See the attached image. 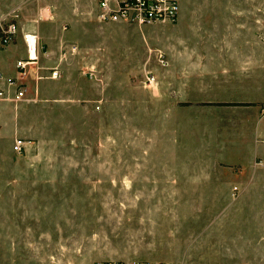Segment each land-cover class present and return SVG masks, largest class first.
<instances>
[{"label": "rangeland", "instance_id": "rangeland-1", "mask_svg": "<svg viewBox=\"0 0 264 264\" xmlns=\"http://www.w3.org/2000/svg\"><path fill=\"white\" fill-rule=\"evenodd\" d=\"M96 13L0 0V24L37 37L38 75L60 73L30 67L26 99L0 102V264H264V105L203 103L264 86L200 69L234 40L264 62V0H181L176 23L147 27Z\"/></svg>", "mask_w": 264, "mask_h": 264}, {"label": "built area", "instance_id": "built-area-1", "mask_svg": "<svg viewBox=\"0 0 264 264\" xmlns=\"http://www.w3.org/2000/svg\"><path fill=\"white\" fill-rule=\"evenodd\" d=\"M97 6L96 19L101 24H122L128 26L147 27L153 25L174 24L178 20L181 0H95ZM16 17L6 23L0 24V43L8 45L13 43L18 35ZM23 41L26 48V58L16 62L15 67L18 75L24 79L30 67L38 64L40 49L37 44V37L32 34H24ZM164 55L159 54L160 62H163ZM30 71V70H29ZM35 71V67H34ZM47 71L45 78L57 80L60 73L57 68ZM37 79L39 68L36 66ZM8 89L0 88V102L19 103L26 99L27 88L17 79L8 78L5 80ZM145 83L148 86L155 85L156 78L153 74L145 75ZM28 147V142L23 139H15L12 145L13 152L21 154ZM95 264H163L149 262H96Z\"/></svg>", "mask_w": 264, "mask_h": 264}, {"label": "crops", "instance_id": "crops-1", "mask_svg": "<svg viewBox=\"0 0 264 264\" xmlns=\"http://www.w3.org/2000/svg\"><path fill=\"white\" fill-rule=\"evenodd\" d=\"M18 11H21L20 9ZM15 44H10L6 46V50H3V47L0 44V81L6 80L8 78L17 79L20 83H23L25 79H22L16 70L15 64L17 61L26 58V48L25 43L23 41L22 36L17 35L16 39L14 40ZM232 45L236 47L242 48V50H237L236 54H230L226 56H217V57H208V59L201 60L204 65L200 68L205 71H211L212 68H224L230 73L238 75V77L232 78L228 81V85L230 86L231 83H239L238 85L244 86V88H251L246 89L248 91L253 90L255 87H263L264 86V62L263 57L258 55H248V51L243 49L246 47V42L244 40H234L232 41ZM2 47V48H1ZM245 52V53H244ZM20 53V54H19ZM15 55L16 60L15 63L12 64V69L9 70L6 68L7 65V57L10 58L11 56ZM205 58V57H204ZM202 59V58H200ZM210 63L215 65L211 66ZM225 64V65H223ZM24 84V83H23ZM228 87V86H227ZM2 88V86L0 87ZM12 88L10 89V91ZM233 90L228 91L226 94H219L216 98L204 101L205 104H216V103H228V104H250V106H237V107H252L255 108L257 106L264 105V99L256 101L254 99L243 98L244 95H238L236 98L234 95H229L232 93ZM224 97H220V96ZM246 97V96H244ZM235 107V106H229Z\"/></svg>", "mask_w": 264, "mask_h": 264}, {"label": "trees", "instance_id": "trees-1", "mask_svg": "<svg viewBox=\"0 0 264 264\" xmlns=\"http://www.w3.org/2000/svg\"><path fill=\"white\" fill-rule=\"evenodd\" d=\"M209 105H217V106H223V107H229V106H250V104H228V103H216V104H209Z\"/></svg>", "mask_w": 264, "mask_h": 264}]
</instances>
